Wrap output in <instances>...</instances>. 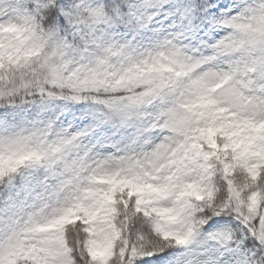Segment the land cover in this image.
<instances>
[{"label":"snow or ice","instance_id":"obj_1","mask_svg":"<svg viewBox=\"0 0 264 264\" xmlns=\"http://www.w3.org/2000/svg\"><path fill=\"white\" fill-rule=\"evenodd\" d=\"M0 264H264V0H0Z\"/></svg>","mask_w":264,"mask_h":264}]
</instances>
